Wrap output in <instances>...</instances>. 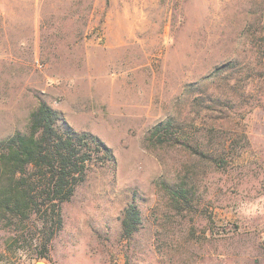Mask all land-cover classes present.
<instances>
[{"label":"rangeland","instance_id":"rangeland-1","mask_svg":"<svg viewBox=\"0 0 264 264\" xmlns=\"http://www.w3.org/2000/svg\"><path fill=\"white\" fill-rule=\"evenodd\" d=\"M39 100L116 165L62 204L45 258L37 230H0V264H264V0H0V139ZM170 117L191 149L148 142Z\"/></svg>","mask_w":264,"mask_h":264},{"label":"trees","instance_id":"trees-1","mask_svg":"<svg viewBox=\"0 0 264 264\" xmlns=\"http://www.w3.org/2000/svg\"><path fill=\"white\" fill-rule=\"evenodd\" d=\"M189 87L184 90L188 94L192 92ZM198 91L204 96H200L202 104L197 106L207 103L202 108L204 116L214 107L224 106L226 98ZM183 125V121L170 117L154 125L147 140L156 146L191 149L195 140L186 134ZM115 165L111 148L102 140L88 132L75 131L58 111L39 100L25 130L0 139V230L11 233L15 242H24L27 231L37 230V255L45 258L51 240L62 227V204L70 201L92 169ZM172 190L174 198L182 196L187 201L185 187ZM140 221L139 210L129 204L122 211V236L130 238Z\"/></svg>","mask_w":264,"mask_h":264},{"label":"water","instance_id":"water-1","mask_svg":"<svg viewBox=\"0 0 264 264\" xmlns=\"http://www.w3.org/2000/svg\"><path fill=\"white\" fill-rule=\"evenodd\" d=\"M37 264H43V263H41V262H38Z\"/></svg>","mask_w":264,"mask_h":264}]
</instances>
